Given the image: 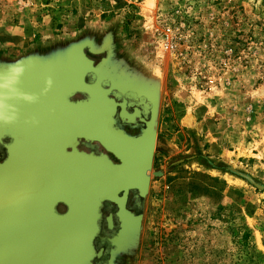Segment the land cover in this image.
Returning a JSON list of instances; mask_svg holds the SVG:
<instances>
[{"label": "rangeland", "instance_id": "1", "mask_svg": "<svg viewBox=\"0 0 264 264\" xmlns=\"http://www.w3.org/2000/svg\"><path fill=\"white\" fill-rule=\"evenodd\" d=\"M0 7L43 25L38 49L51 54L90 40L89 53L106 51L103 78H131L157 98L149 188L127 264H264V0ZM19 58L0 52V61ZM187 180L213 192L188 196Z\"/></svg>", "mask_w": 264, "mask_h": 264}, {"label": "water", "instance_id": "2", "mask_svg": "<svg viewBox=\"0 0 264 264\" xmlns=\"http://www.w3.org/2000/svg\"><path fill=\"white\" fill-rule=\"evenodd\" d=\"M85 49L95 52L92 41L0 61V131L12 137L9 156L0 163V264H93L101 254L94 240L103 202L116 203L124 214L129 190L141 196L148 191L157 98L140 135L116 128L117 103ZM75 94L85 98L71 100ZM82 138L98 141L119 162L79 151ZM50 161L55 168H48ZM59 202L66 205L63 213L55 209Z\"/></svg>", "mask_w": 264, "mask_h": 264}, {"label": "flooded vegetation", "instance_id": "3", "mask_svg": "<svg viewBox=\"0 0 264 264\" xmlns=\"http://www.w3.org/2000/svg\"><path fill=\"white\" fill-rule=\"evenodd\" d=\"M63 50V49H61ZM59 50V51H61ZM51 50H34L26 56H45L50 54ZM53 52V51H52ZM89 58L94 60L97 65L104 61L106 51L91 54L85 49ZM25 56V57H26ZM93 80L91 73L86 75V81ZM103 87L109 89V97L113 98L117 103L116 113L114 115V126L121 129L129 136H138L146 127V123L150 121L151 110L154 104V97L150 89L136 83L131 78H103ZM82 94H75L71 100L83 99ZM122 106L125 114L121 115ZM12 142V137L8 133L0 131V163L9 156L8 145ZM76 148L86 153H94L95 155H106L114 163L119 161L115 156L107 151L98 141L78 139ZM70 150V148H68ZM57 162L50 161L48 168H55ZM43 167V161L40 162L39 168ZM42 171V170H41ZM122 193H119L121 196ZM144 198L138 190L131 189L127 193L125 201L124 214H119V207L111 201H104L101 207V218L99 221V233L94 240L96 252L101 251L100 256H95L92 260L93 264H127V259L131 255V247L135 238L136 229H140L142 224V208ZM55 209L59 213L66 210V205L62 202L56 204ZM128 231L124 236V231ZM121 234L124 236L120 237ZM114 238L119 243L117 246L112 242ZM120 247V248H118Z\"/></svg>", "mask_w": 264, "mask_h": 264}, {"label": "crops", "instance_id": "4", "mask_svg": "<svg viewBox=\"0 0 264 264\" xmlns=\"http://www.w3.org/2000/svg\"><path fill=\"white\" fill-rule=\"evenodd\" d=\"M46 37L43 25L35 23L34 20L25 22L21 16H14L6 7H0V52L4 56L9 59L25 57L28 53L38 49L45 42ZM173 181L171 179V182ZM211 189L213 188L207 189V193H212ZM217 192L220 191L217 190ZM187 194L188 196L205 197V195L192 192ZM222 195L224 197L225 190ZM220 200L222 198L217 202Z\"/></svg>", "mask_w": 264, "mask_h": 264}, {"label": "trees", "instance_id": "5", "mask_svg": "<svg viewBox=\"0 0 264 264\" xmlns=\"http://www.w3.org/2000/svg\"><path fill=\"white\" fill-rule=\"evenodd\" d=\"M183 185V192H192V193H199L201 195H205V197H208L207 189L210 187L204 183V182H196V180H187L184 182ZM196 187V189H195ZM221 190V189H220ZM237 202H242V198H237Z\"/></svg>", "mask_w": 264, "mask_h": 264}]
</instances>
